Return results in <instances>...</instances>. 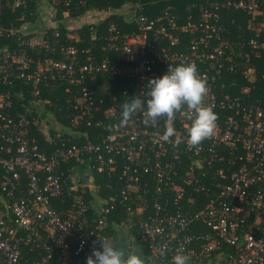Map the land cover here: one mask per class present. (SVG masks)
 I'll return each instance as SVG.
<instances>
[{
    "label": "built area",
    "instance_id": "obj_1",
    "mask_svg": "<svg viewBox=\"0 0 264 264\" xmlns=\"http://www.w3.org/2000/svg\"><path fill=\"white\" fill-rule=\"evenodd\" d=\"M3 5L27 8L26 0ZM87 5L37 0L34 22L23 13L18 29L0 26L1 35L18 41L0 48V264H86L99 239L141 253L146 264H172L178 252L191 264H264V104L250 95L254 69L243 71L250 84L239 94L218 88L223 71L234 74L249 52H264V0L195 2L185 16L169 4L157 17L144 13V0H126L75 15ZM229 9L248 16L246 32L231 42L222 38ZM103 22L105 34L90 38L102 40L98 54L60 45L59 24L77 40V29ZM28 46L48 55L32 56ZM58 51L62 59L52 56ZM181 62L195 64L206 82L203 103L217 117L212 136L197 146L188 143L186 106L174 113L176 131L164 140L166 117L145 125L138 110L121 121L94 95L92 84L109 76L130 81L142 96L148 79ZM47 77L65 84V132L53 114L40 118L48 101L38 85ZM17 83L29 92L23 113L14 110V98H24L12 93ZM32 112L46 148L31 133ZM82 127L106 134L94 143ZM116 214L119 221L110 223Z\"/></svg>",
    "mask_w": 264,
    "mask_h": 264
},
{
    "label": "trees",
    "instance_id": "obj_2",
    "mask_svg": "<svg viewBox=\"0 0 264 264\" xmlns=\"http://www.w3.org/2000/svg\"><path fill=\"white\" fill-rule=\"evenodd\" d=\"M126 0H88V5L86 7H80L75 13L76 16L82 15L86 10L91 8H102L107 4H111L114 6H119L122 2ZM154 3L151 4L150 0H144L146 2V9L144 13L151 17H157L161 14V11L168 6L169 4L175 6L179 14L185 16L188 13L187 8L190 4L195 2H204L205 0H153ZM27 8L23 10L22 5L18 6H7L3 5L0 8V26L6 28H15L18 29L20 25L23 24L24 20L21 19L23 17V13H25V20L34 22L36 17H39L40 13L36 12L37 0H26ZM61 9H65L61 7ZM29 10H32V13H28ZM193 13V10L191 11ZM57 19H61L62 15L60 10L56 15ZM248 16L242 12L235 10H226L222 14V23L224 26V34L222 36L223 40H228L231 42L232 40H239L242 38V34L246 32L245 24ZM105 22L101 23L98 26L89 27L84 26L76 30L77 40L69 39L65 36L67 32L64 29L62 24H59L57 28L58 31L62 34L60 39L61 46L73 45L78 51L89 49L91 53H99L100 45L102 44V40H94L91 41V34L95 33L97 36L105 34ZM13 26V27H12ZM54 29L49 30V34H52ZM248 36V33H247ZM29 36H25L26 40ZM18 41L16 37L1 35L0 34V48L4 46L9 47H17ZM31 50L29 46L26 48L28 52L32 56H43L48 55L44 49L41 51ZM235 52L238 51L237 46L233 47ZM248 52V48H245ZM37 51V52H36ZM231 51V48H230ZM58 55L52 54L55 59H62L60 55V51H58ZM243 50L239 51V53L243 54ZM82 56H86L85 53L81 54ZM249 62L244 67H239L237 72L234 74L222 72V77L218 81V88L221 86V83L224 84L226 89H219V93H229L230 95H237L240 92V88L250 83L247 82V77L244 76L243 71L246 70L247 67H251L254 69V81L252 83V88L250 91V95L253 101H258L264 104V52H261L259 57H255L251 52H249ZM134 86V85H133ZM130 83V81L118 77H109L102 76L100 79L92 84V88L94 89V95L96 98L102 97L105 100L104 107L110 108L115 107L118 112H121L120 105L122 102L126 101L127 98H131L136 95L134 87ZM65 84L59 80H56L52 77H47L42 83L38 85V89L40 91L41 97L46 99L48 103L44 106L42 114L40 118H44L47 116V113L53 114L55 121L58 123V126L61 128L63 132L66 131V128H69V120L67 115L71 112L67 108V103L65 102V92H64ZM6 90V87L0 83V92ZM20 91L24 92V98H16V94ZM126 93L124 95L123 93ZM14 95V103H15V112L23 113L25 109L28 107V99L29 92L22 83H17L15 88L12 90ZM114 98V100H113ZM38 114L32 112L31 117H29L31 123V133L32 135L40 138V146L42 148L48 147L46 143V139L43 134H41L37 130L36 124L34 121L38 119ZM82 131L90 134V140L94 143L99 140L98 136H102L106 134L104 130H96L94 128H81ZM98 138V139H97ZM58 207V205H56ZM119 221V217L116 214L110 220V223H116Z\"/></svg>",
    "mask_w": 264,
    "mask_h": 264
},
{
    "label": "clouds",
    "instance_id": "obj_3",
    "mask_svg": "<svg viewBox=\"0 0 264 264\" xmlns=\"http://www.w3.org/2000/svg\"><path fill=\"white\" fill-rule=\"evenodd\" d=\"M142 96L127 98L120 105L121 121H128L138 110H141L143 123H155L160 117L167 118V125L162 139L167 140L175 133L172 124L174 113L186 106L190 111V126L187 129L188 143L197 146L204 139L210 138L216 127V114L211 106L203 103L206 95V82L191 62H181L168 67L166 72L147 80ZM99 248H93L86 258V264H146L143 255L126 252L108 239H99ZM172 264H191L186 252L172 256Z\"/></svg>",
    "mask_w": 264,
    "mask_h": 264
},
{
    "label": "rangeland",
    "instance_id": "obj_4",
    "mask_svg": "<svg viewBox=\"0 0 264 264\" xmlns=\"http://www.w3.org/2000/svg\"><path fill=\"white\" fill-rule=\"evenodd\" d=\"M75 32V31H74ZM58 128H60L59 126H58ZM61 129V128H60Z\"/></svg>",
    "mask_w": 264,
    "mask_h": 264
}]
</instances>
